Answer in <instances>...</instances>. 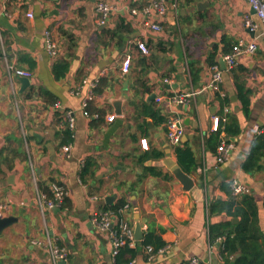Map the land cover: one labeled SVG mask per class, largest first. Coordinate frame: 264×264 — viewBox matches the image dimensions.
<instances>
[{
	"label": "crops",
	"instance_id": "1",
	"mask_svg": "<svg viewBox=\"0 0 264 264\" xmlns=\"http://www.w3.org/2000/svg\"><path fill=\"white\" fill-rule=\"evenodd\" d=\"M97 1L20 0L5 5L0 0V205L6 207L0 216L16 219L0 234V264H52L45 247L48 237L68 249L65 264H115L108 233L98 231L90 219L110 205L105 198L112 194L111 204L123 199L128 205L123 215L133 230L139 221L143 233L153 228L165 242L150 258L136 241L132 264H187L192 256L233 264L241 253L225 262L220 250L225 232H233L240 217L220 211L217 204L233 198L232 211L240 206L248 211L241 195L232 193L233 180L253 197L264 235V165L252 173L242 169L264 128V36L260 26L251 30L246 25V17L258 23L254 9L247 0H166L164 16L153 15L162 27L156 32L142 25L141 15L130 12L150 0H104L115 3L117 10L103 23ZM120 18L132 29L123 46L109 34ZM47 32L57 45L55 54L47 48ZM137 39L145 41L148 54L137 48ZM239 39L254 40L256 50L239 55L234 67H222L219 60ZM127 54L130 66L123 72ZM58 58L69 62L61 79L52 72ZM214 64L222 72L217 89L207 87ZM16 69L31 72L27 84ZM235 77L243 83L246 107ZM92 83L94 97L89 115H84L81 103ZM191 91L197 93L182 108L168 102V97ZM149 107L182 120L181 143L195 158L187 172L194 182L189 190L166 165L167 158L177 162L174 148L168 144L166 123L142 114ZM69 110L74 128L65 126L72 146L65 156L61 140ZM110 114L115 115L111 121ZM213 115L221 117L218 133L212 129ZM221 140L229 153L217 162ZM150 169L162 174L155 176ZM43 181L66 190L67 204L60 211L41 212L36 197Z\"/></svg>",
	"mask_w": 264,
	"mask_h": 264
},
{
	"label": "built area",
	"instance_id": "2",
	"mask_svg": "<svg viewBox=\"0 0 264 264\" xmlns=\"http://www.w3.org/2000/svg\"><path fill=\"white\" fill-rule=\"evenodd\" d=\"M4 4L9 1H20V0H2ZM249 5L254 9L255 14L258 18V23H254L250 18L246 17V25L251 30H255L258 26L262 29V35L264 36V0H247ZM95 10L97 11L100 21L103 23L109 19L110 15L117 10V6L113 2L99 0L95 4ZM167 11L166 0H150L148 3L142 5L141 7H133L130 12L133 15H141V23L144 27L152 31H160L162 29L161 24L158 20L153 18V15H157L159 18L164 16ZM29 17L33 16L31 12L27 13ZM259 24V25H258ZM46 44L47 48L51 54L56 53L57 45L54 40L50 37L49 33H46ZM137 48L142 54H148L149 48L146 45L145 41L137 39L135 41ZM256 50V43L254 40H244L239 39L236 44L231 48V51L223 55V60L227 68H232L236 65L239 55L244 52L252 53ZM130 66V56L127 54L121 63V69L123 72H127ZM15 74L24 77H30L31 72L24 69H16ZM222 80V72L217 64L212 66V74L210 81L207 87L211 89H217L218 84ZM95 87V83L91 84V90L83 98L81 103V111L84 115H89L88 113V104L93 99L94 94L92 89ZM197 91H191L188 93H178L171 97H168V102L170 104L180 103L187 104L192 95H195ZM57 106V105H56ZM227 110V109H225ZM115 117L114 114L108 115V120H113ZM64 120L66 126L73 130L74 128V115L72 111H67L64 114ZM221 117L219 115L212 116V129L217 131L219 129V123ZM166 136L168 144L175 148L177 145L181 144L182 136L184 135V129L182 126V120L179 116L175 114H170L167 117L166 122ZM71 143H66L62 145V152L65 156H69L71 153ZM229 153V145L224 140H221L220 144L217 146V162L224 161ZM52 190V196L47 197L44 193L37 192L36 202L43 213L45 210H51L55 207H63L64 199L67 195L66 190L61 184L54 183L50 185ZM231 189L234 195H240L247 191L246 187L238 182L233 180L231 182ZM128 207L125 204L119 209V215L111 211H94L91 215V222L96 227L98 231H106L110 237L112 247H113V256H115L119 248L125 244L130 246L135 245L136 240L133 234V227L129 221L124 217L123 211ZM5 205H0V213L5 210ZM45 247L49 253L52 264H61V261H67L69 256V251L64 246H59L52 242L48 237ZM149 252V257H153V251L151 246L146 247ZM160 249L159 251H161ZM158 251V252H159ZM133 260L126 264H132ZM187 264H211L210 261H205L199 257L192 256L189 258Z\"/></svg>",
	"mask_w": 264,
	"mask_h": 264
},
{
	"label": "trees",
	"instance_id": "3",
	"mask_svg": "<svg viewBox=\"0 0 264 264\" xmlns=\"http://www.w3.org/2000/svg\"><path fill=\"white\" fill-rule=\"evenodd\" d=\"M132 31L129 22H126L124 18H120L116 26L109 31V34L113 39L116 40L117 46H123L124 37ZM69 68V62L64 58H58L52 65V72L56 79H61L65 76ZM235 85L237 88L238 95L242 100L243 105L246 107L248 104V99L244 98L242 91L244 89L243 83L235 77ZM143 89H147L144 82H141ZM50 97V96H48ZM52 98V97H50ZM142 114L149 115L157 123H166L167 118L161 114L158 108H144ZM64 123V128L62 129V144H66L71 140V132ZM219 129L216 131L218 133ZM1 153V152H0ZM174 153L176 155L177 162L179 166L188 172L190 168L195 163V158L193 152L186 143H181L174 148ZM156 156H161V153L155 154ZM264 165V128L261 133L255 138L249 154L245 161L242 163V169L245 172L252 173L256 170L263 168ZM89 167V162H85L81 169V178L83 179L84 174L87 172ZM11 168V167H10ZM153 171L155 176H160L162 173L160 171L150 169ZM167 178L166 175H164ZM50 183L39 182L38 189L40 193H44L47 197L52 196V191L50 188ZM223 187L229 190L228 184H223ZM229 192V191H228ZM242 201L248 207V211H245L242 206L236 208L232 211V206L235 203L234 199L231 198L226 202L218 201L217 204L220 206V211L226 212L230 216L240 217V220L236 223L233 232H225V239L222 242V248L220 250L221 258L226 262L230 261L229 256L234 252L239 251L241 255L237 257L233 264H264V235L258 227V220L256 217V209L254 204V199L250 194L242 193L240 194ZM235 195V196H240ZM67 204L66 198L63 202V207ZM126 203L123 199L117 201L114 204L103 205L102 211H111L119 215V209L123 207ZM61 207V208H63ZM250 214L252 216H250ZM162 230V228H161ZM261 239V240H260ZM141 246L147 247L151 246L153 253L158 252L164 245L165 242L162 240L161 236L156 233L153 228H148L140 241ZM135 256V249L128 244H125L119 248L118 253L115 257V264H126L130 262ZM261 257V262L259 258Z\"/></svg>",
	"mask_w": 264,
	"mask_h": 264
},
{
	"label": "water",
	"instance_id": "4",
	"mask_svg": "<svg viewBox=\"0 0 264 264\" xmlns=\"http://www.w3.org/2000/svg\"><path fill=\"white\" fill-rule=\"evenodd\" d=\"M201 4H203V2H199L198 3V7L201 6ZM219 63L222 65V67H225V62L223 61V59L219 60ZM20 80L24 83L27 84L29 82V78L28 77H24L21 76ZM167 87H169L167 85ZM181 108L183 107V104H180ZM167 167L171 170V172L173 173L174 177L182 184V187L184 190H189L193 187L194 182L191 179V177L189 176V174L187 172H185L178 164V162L174 161L171 158H167ZM115 198V195H108L105 198V201L108 204H111L113 202ZM53 211H60V207H55L52 209ZM15 217L14 216H0V234L3 232V230L5 228H7L8 226H10L14 221H15ZM143 225L137 221L133 230V234H134V238L136 241H141L143 238V230H142ZM65 261H61V264H65Z\"/></svg>",
	"mask_w": 264,
	"mask_h": 264
}]
</instances>
